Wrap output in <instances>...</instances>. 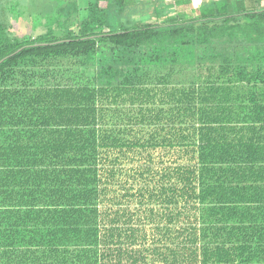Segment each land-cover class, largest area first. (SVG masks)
I'll return each instance as SVG.
<instances>
[{"label":"trees","instance_id":"obj_1","mask_svg":"<svg viewBox=\"0 0 264 264\" xmlns=\"http://www.w3.org/2000/svg\"><path fill=\"white\" fill-rule=\"evenodd\" d=\"M57 1L0 19V264H264V0Z\"/></svg>","mask_w":264,"mask_h":264},{"label":"rangeland","instance_id":"obj_2","mask_svg":"<svg viewBox=\"0 0 264 264\" xmlns=\"http://www.w3.org/2000/svg\"><path fill=\"white\" fill-rule=\"evenodd\" d=\"M63 1L80 4L83 3L84 0ZM162 1L165 0H128L130 4H128L123 11V16H128L130 14L131 20L134 22H137L142 18L146 19L144 22H150L151 20H154L151 18L154 6ZM57 4V0H4L0 3V19L5 23L10 24L9 30L13 36H18L23 39L34 38L47 31V21L49 18L51 19L54 17L55 11L53 9L58 6ZM101 4L102 6H105L107 4L106 0H101ZM73 8L74 6L72 5L71 9ZM67 10L69 9H66L65 6H60L56 9V12L60 11L62 13L61 18L63 19ZM46 14L49 15V17ZM171 14H175L173 10H171ZM53 26L57 29L56 23H54ZM104 54L105 56L102 57L111 60L110 62L114 67L111 69V75H115L120 71L125 72V70L128 69L127 65L130 64L133 59L130 54L122 51L117 52V50L114 52L113 49L109 48H105ZM187 56L188 54L184 55L183 58H186ZM134 59L136 60L137 57H134ZM101 67L102 64L99 62L92 65L93 70L97 72Z\"/></svg>","mask_w":264,"mask_h":264}]
</instances>
